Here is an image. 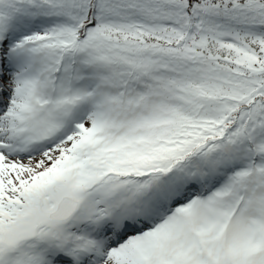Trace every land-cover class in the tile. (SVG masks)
<instances>
[{
	"label": "snow or ice",
	"instance_id": "6c2138e0",
	"mask_svg": "<svg viewBox=\"0 0 264 264\" xmlns=\"http://www.w3.org/2000/svg\"><path fill=\"white\" fill-rule=\"evenodd\" d=\"M0 264H264V0H0Z\"/></svg>",
	"mask_w": 264,
	"mask_h": 264
}]
</instances>
